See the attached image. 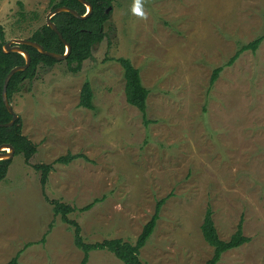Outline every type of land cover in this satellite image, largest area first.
<instances>
[{"label":"rangeland","instance_id":"obj_1","mask_svg":"<svg viewBox=\"0 0 264 264\" xmlns=\"http://www.w3.org/2000/svg\"><path fill=\"white\" fill-rule=\"evenodd\" d=\"M111 1L105 37L80 71L64 60L41 65L12 98L37 152L29 161L14 155L0 182V264L20 250L19 264H81L73 229L55 215L34 167L68 153L87 158L54 164L45 192L76 207L101 199L70 214L86 241L134 242L171 194L141 251L146 264H206L214 254L201 230L208 204L222 239L240 222L250 238L218 264H264V41L225 66L264 34V0ZM51 10L50 0H0L6 41L29 38ZM118 57L140 69L156 122L146 125L126 100ZM86 80L94 110L79 104ZM88 264L124 262L93 250Z\"/></svg>","mask_w":264,"mask_h":264},{"label":"trees","instance_id":"obj_2","mask_svg":"<svg viewBox=\"0 0 264 264\" xmlns=\"http://www.w3.org/2000/svg\"><path fill=\"white\" fill-rule=\"evenodd\" d=\"M88 1L93 5V12L85 19L78 18L70 12H60L52 17V21L56 23L63 37L72 46L71 53L64 61H66L68 66L75 73L80 71L83 62L92 56L94 46L104 39L106 34L105 24L111 14V12H106L108 6L112 5L111 0ZM20 4L23 6L22 2H20ZM50 5L52 10L63 5L69 6L77 10L80 14H84L87 10L86 5L79 0H50ZM28 39L37 41L49 51H55L58 53H65L66 51L65 43L59 37L58 33L47 24V21L37 28ZM263 41L264 34L250 42L241 44L225 66L233 65L246 51L251 50L256 52ZM6 42L5 29L4 26L0 24V123H7L11 121L13 117L3 101V86L5 78L13 67L25 63V57L21 53L4 51L3 48ZM22 47L29 51L32 57V62L29 68L24 71H19L12 76L8 86V97L10 102L12 101L14 94L21 91L25 81L33 79L36 76L38 68L41 65L51 67L59 62L57 59L41 53L33 46L23 44ZM116 59L121 63L124 69L126 100L129 104L137 107L142 112L146 125L156 122V120L148 117V97L150 89L144 85L140 69L136 67L129 58L118 57ZM225 66H219L213 70L210 79V89L220 77ZM79 104L88 109H96L94 104V90L89 80H86L82 86ZM23 128L24 122L20 115L12 126H0V145L4 143L13 145L15 147V155L22 154L26 161H29L37 152V144L23 133ZM79 157L87 158L81 153H68L67 155L59 156L51 163H38L35 164L34 167L41 171L43 192L46 200L53 205L55 215H60L61 219L68 223L71 229H73L75 245L84 253L81 264H88L90 252L93 250H108L124 262V264H146L141 258V251L154 234L158 221L161 218L162 207L170 198L171 194L161 198L157 202L152 217L143 226L141 233L134 242L122 237L106 238L102 241L88 242L82 234V226L78 221L70 218V214L77 210L88 211L101 199L96 198L94 201L83 207H76L58 199H50L45 192L46 184L49 180V174L54 169V164H69ZM12 161V158L0 160V182L6 178ZM213 215L214 212L212 206L208 204L201 225V230L204 239L214 248V254L206 264H218L225 252L238 248L250 240V238L244 234L242 222L238 224L237 230L232 234L230 239H222L219 235ZM31 244L32 243L29 242L27 245ZM22 252L23 250L18 251V253L6 264H19V258Z\"/></svg>","mask_w":264,"mask_h":264},{"label":"water","instance_id":"obj_3","mask_svg":"<svg viewBox=\"0 0 264 264\" xmlns=\"http://www.w3.org/2000/svg\"><path fill=\"white\" fill-rule=\"evenodd\" d=\"M79 1L82 2L83 4H85L87 7V10L84 14H80L77 10H75L69 6L63 5V6H59V7H56L55 9L51 10L47 15V20H46L47 24L53 30H55L58 33L59 37L65 43V46H66L65 53H58L55 51L46 50L43 45H41L37 41H33L31 39H28V38H25V39L24 38H14V39H11L5 43L4 48H3L4 51L5 52H19V53H21L25 57V63L23 65H18V66L13 67L5 78L4 86H3V101H4L7 109L9 110V112L13 115V117H12L11 121H9L7 123H0V126H12L16 122V120L19 118V114L15 111L12 103L9 100L8 86H9V82H10L12 76L15 73H17L19 71H24L27 68H29L31 65V62H32L31 54L29 53L28 50L23 48L22 45L25 44V45L33 46L36 49H38L41 53L48 55V56H51V57L57 59L58 61L66 60L72 51V46L63 37V35L60 32V30L58 29L56 23L54 21H52V17L54 15H56L57 13H60V12H70L78 18H81V19L87 18L93 12V5L88 0H79ZM111 8H112V6H109L106 9V12L109 13ZM14 155H15V147L13 145L8 144V143H4V144L0 145V160L13 158Z\"/></svg>","mask_w":264,"mask_h":264},{"label":"flooded vegetation","instance_id":"obj_4","mask_svg":"<svg viewBox=\"0 0 264 264\" xmlns=\"http://www.w3.org/2000/svg\"><path fill=\"white\" fill-rule=\"evenodd\" d=\"M110 6H112V5H110ZM109 7V6H108ZM113 7V6H112Z\"/></svg>","mask_w":264,"mask_h":264}]
</instances>
